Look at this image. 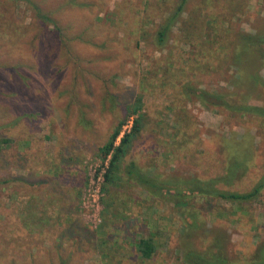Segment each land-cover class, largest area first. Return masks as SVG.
<instances>
[{"label": "rangeland", "instance_id": "1", "mask_svg": "<svg viewBox=\"0 0 264 264\" xmlns=\"http://www.w3.org/2000/svg\"><path fill=\"white\" fill-rule=\"evenodd\" d=\"M30 1L58 29L27 0H0V141H10L0 180L23 178L0 185V264H184V248L224 233L231 260L251 263L264 244V190L240 205L197 198L194 229L169 200L106 183L99 149L141 96L127 162L164 180H209L249 154L244 176L219 187L251 191L264 172V119L207 108L187 85L264 107V49L238 48L236 66L227 30L264 32V0H188L163 46L157 32L181 0ZM151 237L157 253L141 260L134 240Z\"/></svg>", "mask_w": 264, "mask_h": 264}, {"label": "trees", "instance_id": "2", "mask_svg": "<svg viewBox=\"0 0 264 264\" xmlns=\"http://www.w3.org/2000/svg\"><path fill=\"white\" fill-rule=\"evenodd\" d=\"M27 1L32 4L37 13V17L45 23L55 25V28L58 29L55 20L49 15L44 14L36 4L32 3L30 0ZM187 1L188 0H181L177 12L167 18L164 23L160 25L159 31L157 32L158 45L163 46L167 43L169 33L176 20L180 17ZM227 30L235 32L233 35L236 39L232 40L234 46L231 47L232 55H229L230 61L235 65L237 64V61L241 59L240 54L236 51L238 48L244 52L252 47L264 49V32L239 35L240 32L235 31L231 26H229ZM261 81L263 82V80ZM263 83L262 85H264ZM187 89L188 93H192L194 97L199 99L207 108L220 107L232 109L240 111L243 114H252L264 119V107L262 106L250 105L247 102L238 104L231 103V101L227 100V95L224 93L212 92L201 88H192L191 84L187 85ZM257 96L258 95L255 97ZM143 107V99L139 96L132 105L128 106V115L126 118L119 122L107 143L99 149L103 162L105 163L108 161V167L105 173L106 183L115 185V183H118V180L126 179L127 182L135 183L153 196L169 200L175 208L180 210L183 216L190 215L193 221L190 226L194 229L200 228V226L197 225L199 218L198 213L200 212L195 209V207L198 208V206L194 204L199 197L205 199H219L239 205L254 201L260 197L264 190V172L249 192L239 193L219 187L221 183H224L226 186H232L235 181L244 176L247 170L245 165H247L249 154H245L244 158L242 155L234 158L224 176L209 180H199L197 178L182 181L164 180L161 179V176L159 175L145 173L134 161L127 162V157L130 154L134 143L140 137L144 127L145 114L143 113ZM134 115L136 118H134L131 131L121 136L120 132H122L126 120ZM119 139L120 142H118ZM9 142L10 141L7 139L0 141V151L2 149L1 145L9 144ZM63 168L64 166L60 167L62 170ZM63 173L61 175H63ZM21 180H23V178L17 176L6 178L0 180V185L10 184ZM134 241L136 252L141 260H150L156 255L157 247L152 237L140 238ZM229 243L230 239L227 234L224 233L221 236L215 237L211 244L202 250H197L191 246L188 248L186 247L182 251L183 262L184 264H237L228 256L227 248ZM254 258L255 259L249 264H264V244L256 250Z\"/></svg>", "mask_w": 264, "mask_h": 264}, {"label": "crops", "instance_id": "3", "mask_svg": "<svg viewBox=\"0 0 264 264\" xmlns=\"http://www.w3.org/2000/svg\"><path fill=\"white\" fill-rule=\"evenodd\" d=\"M61 198H62L61 201L64 202V204H65L66 202H67V203L69 202V198H67V197H63V195L61 196ZM76 199H77V198H76ZM72 203H74V204L77 203L76 200H75V198H74V201H73V199H72Z\"/></svg>", "mask_w": 264, "mask_h": 264}, {"label": "built area", "instance_id": "4", "mask_svg": "<svg viewBox=\"0 0 264 264\" xmlns=\"http://www.w3.org/2000/svg\"><path fill=\"white\" fill-rule=\"evenodd\" d=\"M105 165H106V167H108V161L107 162H105ZM107 170V169H106Z\"/></svg>", "mask_w": 264, "mask_h": 264}]
</instances>
